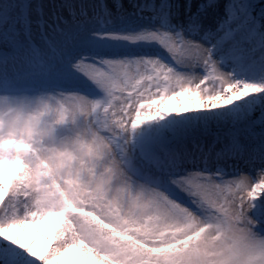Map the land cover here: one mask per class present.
<instances>
[{
  "label": "snow or ice",
  "instance_id": "1",
  "mask_svg": "<svg viewBox=\"0 0 264 264\" xmlns=\"http://www.w3.org/2000/svg\"><path fill=\"white\" fill-rule=\"evenodd\" d=\"M205 7L0 0V91L91 101L122 165L87 192L41 172L33 197L25 153L0 183V264H264V43L229 36L231 3L219 35L199 36ZM124 93L177 99L144 132L143 167L123 158L145 123L114 103Z\"/></svg>",
  "mask_w": 264,
  "mask_h": 264
},
{
  "label": "clouds",
  "instance_id": "2",
  "mask_svg": "<svg viewBox=\"0 0 264 264\" xmlns=\"http://www.w3.org/2000/svg\"><path fill=\"white\" fill-rule=\"evenodd\" d=\"M91 101L69 106L57 92L10 93L0 91V183L21 168L25 153L38 160H25L32 169L33 197L45 190L36 176L49 173L68 187L87 192L106 180L112 169L122 170L111 156L108 138L89 119ZM12 154L13 159H8Z\"/></svg>",
  "mask_w": 264,
  "mask_h": 264
},
{
  "label": "rangeland",
  "instance_id": "3",
  "mask_svg": "<svg viewBox=\"0 0 264 264\" xmlns=\"http://www.w3.org/2000/svg\"><path fill=\"white\" fill-rule=\"evenodd\" d=\"M43 3H51L52 0H41ZM194 10L195 7H198L199 4L203 3L206 5L204 11L199 16L200 23V36H204L209 39H213L219 35V29L223 23V21L229 17V12L226 10V5L230 3L233 5V10L231 13V18L229 20V26L231 28V32L229 33L230 37H238L241 40H247L249 42H256L257 44L264 43V32L261 27V23L259 20V15L264 12V0H214L212 4L208 3V0H193ZM211 87L212 85L205 81V84L202 87ZM161 91H163V86L161 85ZM152 91L155 92L156 88L153 86ZM117 96H120V93L117 92ZM128 93H124V99H117L114 101L117 105L121 103L125 104L129 108V123L131 119H134L136 112L135 108L144 106L149 110L150 107L157 105L158 103H152V101H157L160 99V93L156 95H148L144 97L142 100H136L135 94H132V103H129L127 99ZM168 96H171V93H167L165 98L163 99V103L157 107V110L167 111V109L174 108L177 106V99L175 97L169 99ZM150 111V110H149ZM152 114V113H151ZM175 114V113H171ZM152 127L157 126L158 124H162L165 120L169 119V117H165V120H153ZM145 121V120H144ZM126 135H129L126 133ZM133 135V136H132ZM131 138L127 143V155L123 158L131 159L137 166L143 167L144 160L142 159V139L140 137L135 138L137 136L136 130L130 133ZM142 137V136H141ZM139 138V139H138ZM140 143V144H138ZM135 144V147H134ZM120 149H117V154L119 155ZM241 167H244L241 165ZM245 171L250 177H258V173L253 168H246ZM136 178H134L135 181ZM252 182H256L253 179ZM52 225L46 226L45 231H48ZM40 243L47 246L48 241L41 240ZM75 251V250H73Z\"/></svg>",
  "mask_w": 264,
  "mask_h": 264
},
{
  "label": "bare ground",
  "instance_id": "4",
  "mask_svg": "<svg viewBox=\"0 0 264 264\" xmlns=\"http://www.w3.org/2000/svg\"><path fill=\"white\" fill-rule=\"evenodd\" d=\"M109 2L111 3V0H109ZM123 2L125 4H127L128 0H123ZM155 103H158V104L150 107L149 108L150 111L147 108H145L144 106H140V107L135 108V110H134L135 112H136V109L140 110V120L141 121L145 120V123L142 124L139 128L136 129L137 136H135V138L140 137L142 139L144 132L147 129L152 128V122H151V119H149V118H154L155 117V115H154L155 111L157 110V107L163 103V100L159 99ZM134 115H136V113ZM134 118H136V117H134ZM154 127H155V125H154ZM132 134H133V132H132ZM138 144H140V143H138ZM134 147H135V144H134Z\"/></svg>",
  "mask_w": 264,
  "mask_h": 264
},
{
  "label": "trees",
  "instance_id": "5",
  "mask_svg": "<svg viewBox=\"0 0 264 264\" xmlns=\"http://www.w3.org/2000/svg\"><path fill=\"white\" fill-rule=\"evenodd\" d=\"M258 17H259V20L261 23L262 30L264 32V12L262 14H260Z\"/></svg>",
  "mask_w": 264,
  "mask_h": 264
}]
</instances>
